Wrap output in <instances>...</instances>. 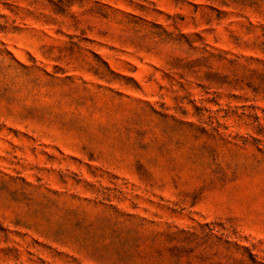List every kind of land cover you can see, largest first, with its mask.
I'll return each mask as SVG.
<instances>
[{
    "label": "rangeland",
    "instance_id": "1",
    "mask_svg": "<svg viewBox=\"0 0 264 264\" xmlns=\"http://www.w3.org/2000/svg\"><path fill=\"white\" fill-rule=\"evenodd\" d=\"M0 264H264V0H0Z\"/></svg>",
    "mask_w": 264,
    "mask_h": 264
}]
</instances>
